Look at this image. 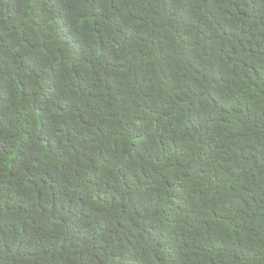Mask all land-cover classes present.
<instances>
[{
  "label": "trees",
  "instance_id": "1",
  "mask_svg": "<svg viewBox=\"0 0 264 264\" xmlns=\"http://www.w3.org/2000/svg\"><path fill=\"white\" fill-rule=\"evenodd\" d=\"M0 264H264V0H0Z\"/></svg>",
  "mask_w": 264,
  "mask_h": 264
}]
</instances>
